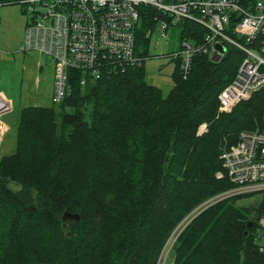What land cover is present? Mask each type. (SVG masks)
Wrapping results in <instances>:
<instances>
[{
  "label": "trees",
  "instance_id": "16d2710c",
  "mask_svg": "<svg viewBox=\"0 0 264 264\" xmlns=\"http://www.w3.org/2000/svg\"><path fill=\"white\" fill-rule=\"evenodd\" d=\"M140 14L135 65L84 86L69 71L71 94L60 104L20 110L14 151L0 158V264H156L182 219L231 187L221 150L240 132L260 129L264 91L218 112V95L243 60L226 46L217 62L196 54L185 79L173 59V87L163 97L145 82L142 65L154 19L168 26L171 19L152 9ZM177 25L180 45L204 43L202 26ZM250 197L195 216L175 241L171 264H264V197L237 206ZM64 213L79 221H62Z\"/></svg>",
  "mask_w": 264,
  "mask_h": 264
},
{
  "label": "built area",
  "instance_id": "2783aa9c",
  "mask_svg": "<svg viewBox=\"0 0 264 264\" xmlns=\"http://www.w3.org/2000/svg\"><path fill=\"white\" fill-rule=\"evenodd\" d=\"M13 1L28 16L19 51L38 53L53 66V105L71 94L69 71L81 74L79 84L84 86L88 79L98 80L112 70L138 62L134 53L135 30L144 9L161 13L171 19V24L189 20L206 30L204 43L193 45L183 41L180 51L172 56L179 60L184 79L196 54L212 57L219 53L217 46L224 49L232 46L242 52L243 60L233 80L218 95L219 113H230L237 104L264 91V0ZM4 4H10V0L0 1V7ZM154 21L164 38L168 23L161 19ZM0 100L4 104L0 113L8 112L10 103L1 97ZM205 131L203 124L197 134ZM220 160L231 187L205 200L182 219L166 241L156 264L165 263L181 231L203 210L231 198L264 197V118L260 129L242 131L234 145L222 148ZM216 176L223 177L221 173ZM259 225L264 232V215ZM260 251L264 252V245Z\"/></svg>",
  "mask_w": 264,
  "mask_h": 264
},
{
  "label": "rangeland",
  "instance_id": "374dc122",
  "mask_svg": "<svg viewBox=\"0 0 264 264\" xmlns=\"http://www.w3.org/2000/svg\"><path fill=\"white\" fill-rule=\"evenodd\" d=\"M27 22L28 16L18 2L10 0V4L0 7V97L10 102L11 107L8 112L0 113V158L9 156L14 151L20 110L24 107L51 105L54 74L52 64L38 53L19 51ZM180 49V27L175 24L168 26L165 37L162 38L159 26L155 24L149 39L148 56L142 66L145 82L158 88L163 97H166L173 87L172 56ZM11 188L15 189L13 186ZM259 202V196H252L240 200L237 206H257ZM260 243L264 245V238ZM169 255L164 264H171Z\"/></svg>",
  "mask_w": 264,
  "mask_h": 264
},
{
  "label": "water",
  "instance_id": "95a60500",
  "mask_svg": "<svg viewBox=\"0 0 264 264\" xmlns=\"http://www.w3.org/2000/svg\"><path fill=\"white\" fill-rule=\"evenodd\" d=\"M0 1H6V0H0ZM216 49H217V51H219V53L213 55L212 57H210V60L212 62H217L218 59H219V57H220V54H223L224 51H225V49L222 48L221 46H217ZM66 220H75L76 222H78L79 221V218H78L77 215H70L68 213H64V215L62 217V221H66Z\"/></svg>",
  "mask_w": 264,
  "mask_h": 264
},
{
  "label": "bare ground",
  "instance_id": "6f19581e",
  "mask_svg": "<svg viewBox=\"0 0 264 264\" xmlns=\"http://www.w3.org/2000/svg\"><path fill=\"white\" fill-rule=\"evenodd\" d=\"M1 104H0V108L4 105L3 102L0 100Z\"/></svg>",
  "mask_w": 264,
  "mask_h": 264
},
{
  "label": "crops",
  "instance_id": "0c3cea01",
  "mask_svg": "<svg viewBox=\"0 0 264 264\" xmlns=\"http://www.w3.org/2000/svg\"><path fill=\"white\" fill-rule=\"evenodd\" d=\"M51 94H52V91H51ZM9 103H10V102H9ZM6 128H7V127H6ZM7 129H8V128H7ZM4 130H5V127H4ZM4 130H3V131H4Z\"/></svg>",
  "mask_w": 264,
  "mask_h": 264
}]
</instances>
